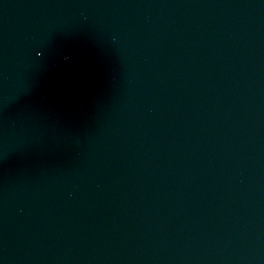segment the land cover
Wrapping results in <instances>:
<instances>
[{
    "label": "water",
    "instance_id": "water-1",
    "mask_svg": "<svg viewBox=\"0 0 264 264\" xmlns=\"http://www.w3.org/2000/svg\"><path fill=\"white\" fill-rule=\"evenodd\" d=\"M0 264H264V0H0Z\"/></svg>",
    "mask_w": 264,
    "mask_h": 264
}]
</instances>
